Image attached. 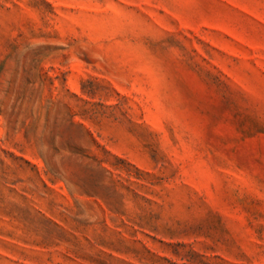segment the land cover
Returning <instances> with one entry per match:
<instances>
[{"label":"rangeland","instance_id":"rangeland-1","mask_svg":"<svg viewBox=\"0 0 264 264\" xmlns=\"http://www.w3.org/2000/svg\"><path fill=\"white\" fill-rule=\"evenodd\" d=\"M0 264H264V0H0Z\"/></svg>","mask_w":264,"mask_h":264}]
</instances>
